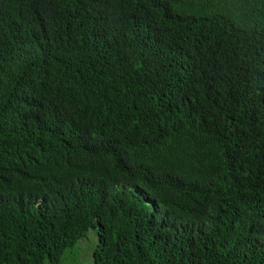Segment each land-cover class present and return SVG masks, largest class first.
<instances>
[{"label": "trees", "instance_id": "1", "mask_svg": "<svg viewBox=\"0 0 264 264\" xmlns=\"http://www.w3.org/2000/svg\"><path fill=\"white\" fill-rule=\"evenodd\" d=\"M89 228V264H264V0H0V264Z\"/></svg>", "mask_w": 264, "mask_h": 264}, {"label": "rangeland", "instance_id": "2", "mask_svg": "<svg viewBox=\"0 0 264 264\" xmlns=\"http://www.w3.org/2000/svg\"><path fill=\"white\" fill-rule=\"evenodd\" d=\"M96 243V235L92 228H89L86 235L69 249L68 258L62 259L59 264H89L92 258V249ZM68 250V249H67ZM66 250V252H67ZM47 264V263H46Z\"/></svg>", "mask_w": 264, "mask_h": 264}]
</instances>
